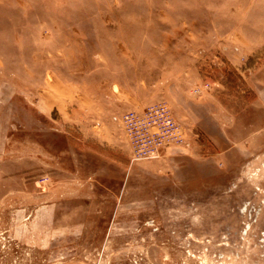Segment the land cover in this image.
I'll use <instances>...</instances> for the list:
<instances>
[{
  "label": "rangeland",
  "instance_id": "1",
  "mask_svg": "<svg viewBox=\"0 0 264 264\" xmlns=\"http://www.w3.org/2000/svg\"><path fill=\"white\" fill-rule=\"evenodd\" d=\"M0 264H264V0H0Z\"/></svg>",
  "mask_w": 264,
  "mask_h": 264
},
{
  "label": "built area",
  "instance_id": "2",
  "mask_svg": "<svg viewBox=\"0 0 264 264\" xmlns=\"http://www.w3.org/2000/svg\"><path fill=\"white\" fill-rule=\"evenodd\" d=\"M126 133L129 134L132 160L156 158L162 149L187 148L182 128L176 123L164 104H154L140 112L122 116Z\"/></svg>",
  "mask_w": 264,
  "mask_h": 264
}]
</instances>
